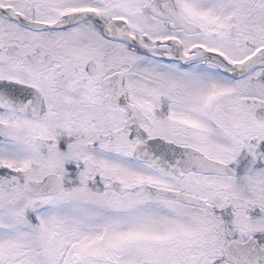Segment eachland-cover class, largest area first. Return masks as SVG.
Wrapping results in <instances>:
<instances>
[{
  "label": "snow or ice",
  "instance_id": "6c2138e0",
  "mask_svg": "<svg viewBox=\"0 0 264 264\" xmlns=\"http://www.w3.org/2000/svg\"><path fill=\"white\" fill-rule=\"evenodd\" d=\"M0 264H264V0H0Z\"/></svg>",
  "mask_w": 264,
  "mask_h": 264
}]
</instances>
